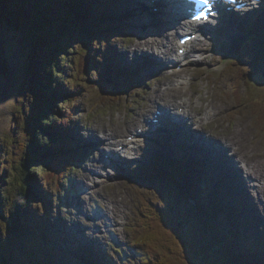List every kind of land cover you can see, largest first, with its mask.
I'll list each match as a JSON object with an SVG mask.
<instances>
[{
  "label": "rangeland",
  "instance_id": "1",
  "mask_svg": "<svg viewBox=\"0 0 264 264\" xmlns=\"http://www.w3.org/2000/svg\"><path fill=\"white\" fill-rule=\"evenodd\" d=\"M114 1L116 11L120 10L119 0ZM64 2L65 0H51L50 2L46 0L43 6L46 17L53 18L54 16L56 18L60 16V13L62 15L63 9H66ZM40 8L39 6L35 7L30 0H0V191L5 188L2 184V176L6 175L5 171H7L8 165L14 160H18L20 155L28 152L23 144L20 146V141L28 135L27 127L31 129L36 122L42 124L44 119L41 120L40 117L47 115V113H42L43 108L39 107V103L41 98L44 97L43 93H48L47 86L50 83L52 105H55L54 108L60 110L58 114L61 117V120L58 121V127L56 126L57 124L55 126L54 124L52 125L54 126L52 129L58 128L57 132L55 131V136L61 145L54 142L50 148L54 147L53 149H57L59 154L66 158L65 161L70 158L68 155L70 151L78 152L81 150V155L75 158V161L79 162L76 166L78 171L77 173H72V178L70 179L77 191L64 197L65 205L60 208V215L63 219L58 221L61 222L62 229L65 230L67 235L66 240L69 241L67 249L72 257H77L79 261H87L89 256L94 259L91 256L93 250H97L98 254L108 251L114 264H141V253L139 247L132 242V237L140 228H138L139 222L137 223V221L141 215L140 211L142 210L145 197L157 203L160 207L171 208L174 213L181 212L185 214L183 218L185 228H182V230L185 229L183 232L189 234L190 239L185 240L183 249L180 246V255H184L191 264H201V262L206 264L208 262V252L214 247H218L219 250L222 249L224 253V256L220 252L211 254V256L219 260L216 264H259L258 251L254 254L252 260L247 263V259L242 258L239 249L235 247L236 242L239 241V236L244 231L240 230L241 232H238V236L232 232L231 224L225 219L224 210H221L215 199H213L214 194L210 191L212 189L220 190V186L215 183L210 169L204 171L205 173L209 171L208 178H203L206 174L201 177L204 188H209L207 189V194L211 199L210 209L206 208L204 204L196 202V198L192 197L193 194L189 189L188 198L185 197L188 196L187 193L184 197L182 195L181 207L176 203L180 193L172 189L171 183L167 181L170 188L167 186L166 188L159 179L151 180L153 175L147 174L142 169V164L149 161L154 153L152 146L148 145L147 156L139 155L135 159L132 158L133 154H130L131 151H128L126 161L121 163L123 168L118 166L115 171H112L110 167L105 170V168L100 166L104 153L102 151L108 148L106 138L102 140L103 142L95 140L88 142L93 136L99 139L97 135L103 136V132L108 131L119 135H126L127 133L129 135L137 125L138 120L147 117L155 109L154 107L172 106V103L182 102L183 94L186 98H190L186 88H182V90L174 88L173 86L176 85L172 84V82L175 76L168 75L166 68H164L165 72L161 68H136V70L134 68H106L107 71L103 68H98L95 78L91 73L85 74L83 68H77L76 64L73 66V63H71L73 47H78L79 43L71 42V39L68 38V43L71 47L67 50V56L62 54L63 50L60 46L65 42V39L58 35L59 40L55 41L54 34L50 35L52 31L56 30L54 19L52 25L45 23L42 26L40 25L38 20ZM19 18L21 19L20 22L18 21ZM98 18L95 21L100 25L101 22H98ZM33 19H35L37 32L34 29ZM96 23L93 22V24ZM114 26L117 27L116 25ZM126 28L128 34L132 35V28L127 27V25ZM46 31H49V33H46ZM242 31L249 33L252 30L246 28ZM174 33L171 35L172 48H174L172 46L174 45ZM7 38L11 41H7ZM136 38V36L128 37V40H134L133 43L136 45L135 47L131 44L130 49H139L144 44H148L136 43ZM147 38L148 41L151 40L149 36ZM162 41L155 42L152 46H156ZM120 42L122 43L123 40L118 41V43ZM193 47L195 49L206 48V51L209 52L208 58L199 59L196 63H193L195 58L199 56V54L194 53L190 55ZM128 50H125L126 53ZM90 53L93 56H103L101 51L92 50ZM171 53L172 51H169V55ZM224 53H229V50L221 47L213 50L211 45L207 44L205 40L195 41L193 46H191L190 51L187 53V57L190 55V58H187L186 66L197 72L198 82L196 87L197 91L200 92V98H202L200 104L194 106L191 110L195 115V124L199 125L198 131L201 132L203 129L204 135H209L208 127L212 126L211 134L213 135H209L212 139L217 141L229 140L233 144L229 143L227 147L231 146L235 150L236 156L233 155L234 160L243 162L240 165V169L238 168L237 174L243 177L244 180L249 178L248 185H256L261 180L255 177L264 179V69L239 68L237 64L230 63L226 57L222 58ZM51 55L55 56V61H61L66 76L73 77V82L66 76L58 80L60 78L58 73L51 70L49 66ZM204 60H207L209 64L206 65ZM66 65H68V68ZM197 66H203V68H195ZM114 69H118L120 73H117L114 80L109 82L110 74ZM250 70L254 72L251 75L252 78L248 75ZM71 72L74 73L73 76ZM99 72L102 73L98 74ZM150 72L154 73L150 74ZM261 74H263V77ZM128 76L129 82H126V87L121 89L122 86L119 87L117 84ZM164 76H168L167 81V77L164 78ZM186 77L192 81L189 74ZM88 79L94 86H89V89H85L86 92L82 88V83ZM200 79H202L206 91H204V88L201 90ZM108 83L114 84L112 89L117 93L120 90L122 93L117 95L108 92L106 88ZM78 89L81 93V99L89 96L86 103L82 106L83 109L76 102L79 99L75 95ZM66 93H70L67 96L68 104H65L63 96ZM190 94L194 97L192 91ZM171 97H173V100L170 99ZM62 103H64V108H60ZM70 111L72 112L69 113ZM101 111L103 112L101 113ZM205 113L209 114V116H206ZM197 115L200 116L197 117ZM65 118L69 119V121H64ZM246 125L248 129L245 128ZM229 136L234 137L236 142L230 140ZM45 137L48 138V136ZM141 146L145 147V145ZM154 148L159 150L156 146ZM135 151L136 154L140 153V149ZM176 155L179 160L183 159L179 153ZM36 156L42 157V154L37 153ZM128 162H131L129 166ZM182 166H188L187 175H191L192 178V174L189 172L193 173L197 169H194V166L189 163L186 164V162ZM173 167H175V164H173ZM127 172L133 173L132 179L126 178ZM163 172L160 170V173ZM144 176L146 177L143 178ZM188 176L186 177L187 181H184L190 183ZM42 180L40 178V183ZM85 183H96L97 186L89 194H84L82 190L87 186H85ZM239 188L242 190L241 195L239 192L235 194L239 197L241 196L240 198L247 201V203L249 200L256 198L257 205L261 209V213H258L257 206L249 204L254 211L255 217L252 220L254 226L249 224L248 228L250 230L248 231L251 232L250 236L256 242L257 247L263 249L264 201L260 199L264 197H259L254 190H249V188L246 190L243 189V186ZM259 188L260 185L257 186V189ZM181 189L183 192L185 191L183 188ZM261 193L264 196V188H261ZM36 197H39L38 200L40 202L41 196L38 194ZM109 201L115 203V205L110 207L108 205ZM195 202L201 207L196 205ZM36 204L33 205V209L36 208ZM90 204L93 206L89 209ZM215 204L218 209H216ZM183 205L187 209L192 206V210L195 212L194 217L187 213ZM98 208L102 211L97 210ZM106 208H108L109 212L113 208L114 213H110L105 221L101 215ZM36 209L38 210V208ZM53 209L55 210V208ZM42 211L43 205L38 210L40 212L39 219ZM168 211L170 213L173 212L171 210ZM87 213H91L90 218H86L85 215ZM259 215H263V218H259ZM9 217L10 215L6 214L0 220V233L4 237L3 227H8L12 223ZM56 219L54 218L53 222ZM141 223H143V218ZM122 225L125 226V229ZM188 226L191 227V230H186ZM56 230H59V228H56ZM127 230L132 234V245L127 235ZM70 236H73V239H70ZM11 238L15 240V233H11ZM219 243L221 245H218ZM35 257L38 260L39 257ZM157 257L159 258L158 255ZM228 258H232L235 261H222ZM31 260L35 259L31 258Z\"/></svg>",
  "mask_w": 264,
  "mask_h": 264
},
{
  "label": "trees",
  "instance_id": "2",
  "mask_svg": "<svg viewBox=\"0 0 264 264\" xmlns=\"http://www.w3.org/2000/svg\"><path fill=\"white\" fill-rule=\"evenodd\" d=\"M78 2L79 0H65L64 6L66 9L62 11L64 18L61 16L58 18L59 22H56V30L52 31L50 35L54 34L58 37L60 34L68 33L71 36L70 32L74 35L80 34L83 43H87L92 35H95L96 30L82 21V18L86 19V14L82 10L83 3L78 4ZM44 3H46V0H38L37 7H41L39 14L41 10L44 14ZM47 21L50 22L45 24H53L51 22L53 21L52 18ZM61 23L64 24L65 28L61 26ZM49 25L47 26L48 30L50 29ZM34 29L37 31L36 27ZM46 33H49V31H46ZM51 57L53 59L52 61L49 59V66L51 70L60 75L62 71H59L58 61H55L54 55H51ZM83 70L86 73V68H83ZM83 85H87V87H83L84 89H89L88 84L83 83ZM47 89L48 93H43L44 97L41 98L39 103V107L43 108L42 113H47L44 117H40L41 120L44 119V122L42 124L36 122L31 129L27 127L28 135L20 141V146L23 144L28 152L20 155L18 160L11 162L7 167V171H5L6 175L2 176V184L5 188L0 191V220L1 217L8 214L12 223H10L11 226L3 227L5 237L0 233V264H61L62 262L59 260L61 254L68 258L66 244L61 241L62 230H56L58 221L53 222V219L56 217L62 219L60 208L63 205L64 197L74 191L73 186H67V184H69L72 173L75 172V165L78 162L72 156L68 158V161H65L66 158L59 154L57 149L50 148L54 142L58 143L56 137L54 138L48 134L50 130H55L52 128L56 125L54 120L58 115L52 112L55 110V106L52 105V98H50L52 93L50 83ZM77 93L78 95L81 94L79 89ZM68 94L70 93L63 95L65 99H68ZM57 120L59 119L57 118ZM53 124L54 126H52ZM45 136H48V138ZM38 152L42 153V159L40 156L34 155ZM40 178L43 179L41 183ZM38 194L41 196L40 202L42 204L38 200L39 197H36ZM32 204H36L38 210L43 205L40 219V212L33 209ZM32 212H36V214L33 215ZM28 217L33 219L29 226L26 225L29 223ZM176 227L177 222L166 212L155 211L153 206L147 204L144 209L143 223H141V228L138 230L136 240L144 248L148 264H191L184 255H180V246L184 241L183 237L186 235L179 234L175 230ZM11 233H15V240H12ZM218 245H221V243ZM154 250L159 255L158 259L154 258ZM51 252L57 255V260L48 257V254L51 256ZM213 252H220L224 256L222 249L219 250L218 247H214L208 252V262L206 264H216L219 261L211 256ZM42 254L46 257H42ZM34 256L39 257L38 260H31ZM228 259L232 260V258ZM101 260L104 259L101 258ZM201 264L204 263L201 262Z\"/></svg>",
  "mask_w": 264,
  "mask_h": 264
},
{
  "label": "bare ground",
  "instance_id": "3",
  "mask_svg": "<svg viewBox=\"0 0 264 264\" xmlns=\"http://www.w3.org/2000/svg\"><path fill=\"white\" fill-rule=\"evenodd\" d=\"M261 3H264V1H261ZM81 6V5H80ZM172 16H173V13H172V8H171V6H169L168 4L166 5V10H164V12L162 13V19H171L172 18ZM260 19H264V10L262 11V16L260 17ZM259 19V20H260ZM181 27V21L180 22H176L175 24H174V26L169 30V31H165V32H163V31H159L158 29H155V31L153 32V34L152 35H150L149 37H150V39L153 41L152 43H151V40H149L148 41V38L147 39H144L143 38V41L145 42V43H148V44H150V45H152V44H154L155 42H158V41H162V40H164V41H166L167 43H168V49H167V51H169V48H171L170 47V45H171V35H172V33H174V32H177L178 31V29ZM166 33V34H165ZM166 37V38H165ZM156 49V48H155ZM92 50H90V51H88V55L89 56H93L92 55V53H90ZM125 52V50L122 52V54ZM101 53H102V55H104V51H101ZM121 54V55H122ZM164 54V53H163ZM239 55H241V54H238L237 56H239ZM159 60H162V59H159ZM159 62V61H158ZM159 65H160V68L161 69H163L162 71L163 72H165V70H164V68L166 67V64L164 63V62H159ZM185 68H187V66L185 67ZM180 71V69H177V68H173L172 70H171V72L170 71H168V75L169 74H172L173 76L175 75V78H174V80H173V82H172V84H174V85H176V86H173L174 88H178L179 90H182V88H184L185 86H186V83H187V81L188 80H186V77H185V75L184 74H182V73H178V74H176L177 72H179ZM167 74V73H166ZM159 75V74H158ZM132 76V75H131ZM172 76V77H173ZM167 77V78H166ZM128 78H129V76H128ZM164 78H166V81L168 80V76H164ZM157 81V80H156ZM170 81V80H169ZM170 89V88H169ZM169 89H167V90H169ZM158 90V89H157ZM173 90V89H172ZM153 91V90H152ZM155 91V90H154ZM174 91V90H173ZM168 92V91H167ZM179 92V91H178ZM63 93V92H62ZM166 93V92H165ZM183 93V92H182ZM172 94V93H171ZM174 94V93H173ZM176 94V93H175ZM181 94V93H180ZM186 94V93H185ZM143 95H145V94H143ZM166 96H167V94H165ZM149 96V95H148ZM175 96V95H174ZM173 96V97H174ZM176 96H179V95H176ZM152 97V96H151ZM173 97H171L170 99L171 100H173ZM157 98V97H156ZM176 100H177V98H176ZM181 101H183V102H185L186 103V96H184V94H183V99L181 100ZM156 102V101H155ZM159 102V101H158ZM135 104V103H134ZM159 105V104H158ZM207 106V105H206ZM138 107H140V106H138ZM134 109H136V108H134ZM135 111V110H134ZM206 114V116H209V114H207V113H205ZM60 115V114H59ZM52 117V116H51ZM192 121H193V124L194 125H197V124H195V115H192ZM54 120V119H53ZM44 122V121H43ZM85 122V121H84ZM88 123V122H87ZM87 125V124H86ZM198 126V125H197ZM48 130V129H47ZM49 131V130H48ZM51 136V135H50ZM55 138V137H54ZM111 138V137H110ZM110 138H108V140L110 139ZM198 138H199V136H198ZM198 138H195V141H194V138H192V137H189V139H191L192 141H194V145L193 146H196V147H199V144H198ZM206 140H209L208 138H205ZM86 140V139H85ZM92 140H93V138H92ZM94 140L95 141H101L100 139H97V138H94ZM84 141V140H83ZM229 141V140H228ZM199 142H200V140H199ZM219 142V144H220V141H218ZM230 143V142H229ZM94 144V143H93ZM127 144H128V142H127ZM231 144V143H230ZM231 145H233V144H231ZM105 148V147H104ZM200 149V148H199ZM207 149H208V147H207ZM236 149V148H235ZM238 153V152H237ZM126 155V151H124V152H122L121 154H119L118 152H117V163H119L120 162V159L122 160V157L123 156H125ZM139 155H142V156H144L145 155V153L143 152V153H139L136 157H139ZM147 156V155H146ZM135 157V158H136ZM134 158V159H135ZM123 161H126V159H124ZM134 162V161H133ZM165 163H167L166 164V166L167 167H165V165L164 164H162V163H159V165L158 166H160V167H162V168H164L165 170H168V167H169V165H168V162L167 161H165ZM253 163V162H252ZM86 164V163H85ZM250 164V163H249ZM83 166V165H82ZM135 167V166H134ZM251 167V166H250ZM251 168H253V167H251ZM119 170V169H118ZM220 171L222 172V173H224L225 175H226V180H227V182H228V185L226 186V190H228V191H230L231 189H233L234 188V191L232 192V197H230L229 199H226V196H224V193L225 192H222L221 193V196H223V200H225L226 201V205H228L229 207H231V209H232V204H231V202H232V199H233V197H235V196H238L237 194H235V193H237V192H239L240 193V195H241V192H242V190H241V188H239L240 186H243V189H248L249 188V190H256L257 189V184L256 185H248L247 184V182H248V180H250L247 176H245L246 178H248V180H244V178L243 177H240L238 174H237V172H236V170H235V168L233 167V165L231 164V163H228V164H226L225 162H223V165H222V167H221V169H220ZM119 172V171H118ZM243 174V173H242ZM123 175V174H122ZM244 176V175H243ZM100 177V176H99ZM146 176H144L143 178H145ZM206 177V176H205ZM123 178V177H122ZM188 179L191 181L192 180V178H190V177H188ZM210 179V178H209ZM210 180H212V179H210ZM259 182V181H258ZM110 185V184H109ZM96 186H97V184L95 183L94 184V187L93 188H96ZM247 186H249V187H247ZM111 189V188H110ZM207 189H209V188H207ZM256 192V191H255ZM215 197H216V200H217V202L220 204V202H219V200H220V192H218V191H216L215 192ZM241 197V196H240ZM257 197V196H256ZM214 198V197H213ZM258 198V197H257ZM69 200V199H68ZM245 201V200H244ZM69 203V202H68ZM248 204H254V206H257V209H258V213L260 212V210H259V207H258V205H257V202H256V198H253V199H251V200H249L248 201ZM251 206V205H250ZM256 208V207H255ZM114 209L112 208V210H110V212L109 213H111V214H113L114 213V211H113ZM104 220L106 221V218H104ZM221 220V219H220ZM264 220V219H263ZM223 223V222H222ZM246 224H250V222H247ZM244 225H245V223H244ZM246 226H249V225H246ZM219 231V230H218ZM241 232V231H240ZM239 232V233H240ZM101 235V234H100ZM3 240H4V238H3ZM86 241V240H85ZM230 248V247H229ZM46 249V248H45ZM122 250V249H121ZM128 252V251H127ZM132 256V255H131ZM33 259H35V256H34V258ZM36 260V259H35ZM122 260V259H121Z\"/></svg>",
  "mask_w": 264,
  "mask_h": 264
},
{
  "label": "snow or ice",
  "instance_id": "4",
  "mask_svg": "<svg viewBox=\"0 0 264 264\" xmlns=\"http://www.w3.org/2000/svg\"><path fill=\"white\" fill-rule=\"evenodd\" d=\"M204 3H208V0H203ZM253 2H255V0H253Z\"/></svg>",
  "mask_w": 264,
  "mask_h": 264
}]
</instances>
